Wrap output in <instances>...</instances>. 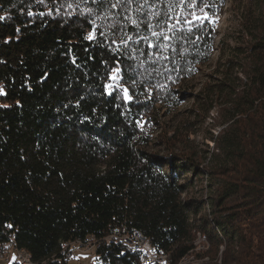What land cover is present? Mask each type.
Returning a JSON list of instances; mask_svg holds the SVG:
<instances>
[{"label": "trees", "instance_id": "16d2710c", "mask_svg": "<svg viewBox=\"0 0 264 264\" xmlns=\"http://www.w3.org/2000/svg\"><path fill=\"white\" fill-rule=\"evenodd\" d=\"M226 2L236 34L216 41ZM0 16V244L60 264L91 239L95 264H143L120 239L138 231L181 264L200 230L224 245L208 264H264V0H0ZM216 49L225 119L205 160L197 120L161 124ZM117 75L130 101L108 95ZM198 176L206 198L187 195Z\"/></svg>", "mask_w": 264, "mask_h": 264}, {"label": "rangeland", "instance_id": "374dc122", "mask_svg": "<svg viewBox=\"0 0 264 264\" xmlns=\"http://www.w3.org/2000/svg\"><path fill=\"white\" fill-rule=\"evenodd\" d=\"M225 9L222 16L215 20L216 26L213 28L217 30L216 41L224 40L227 34H236L233 32V22L230 19L229 5L228 2L225 3ZM230 26V27H229ZM230 44L234 41L229 39ZM217 49L213 52L210 61L200 69V74L195 80L191 82L190 87L187 88V95L183 99V103L180 105V115L175 121L165 120L161 126H164V130L171 125H175L178 120L181 121H193L188 130V135L186 138L188 140V146L190 150L197 153L199 156L205 157L208 160L210 155L213 153V142L210 140V136H215L219 129L222 127L221 124L225 119L224 107L218 105L222 103L223 99H217L213 97L211 99V92L208 91L209 85L217 82V80L224 79L225 66L223 64L224 57L217 58ZM220 57V56H219ZM231 79L237 83L242 78L241 73L237 69H233L231 72ZM216 100V102H215ZM212 107L208 109L210 106ZM189 117L190 114H196ZM164 133V131H162ZM166 133V132H165ZM167 134L170 133L167 131ZM190 173H186L185 178H189ZM206 183V177H196L194 178L190 190L187 195H195L198 198H206L205 194H208V190L204 189L201 193L199 188L204 187ZM202 195V196H201ZM207 205L204 206L206 208ZM67 250L65 254H69V257L64 256L60 264H95V242L93 240H88L87 242L81 243H71L69 246H65ZM12 249V250H11ZM224 245H220L218 248L213 247L210 240L205 236L202 231H197L195 233L194 249L183 259L181 264H208L211 263L210 252L214 251L216 257L220 260L223 255ZM11 253V255H9ZM14 249L8 248L7 252L1 253V259H8V257H13ZM8 256V257H7ZM16 256V255H14ZM161 257H165L160 254ZM165 259V258H164ZM13 259L10 260V264ZM16 263V262H14ZM29 263V260L26 261Z\"/></svg>", "mask_w": 264, "mask_h": 264}, {"label": "built area", "instance_id": "2783aa9c", "mask_svg": "<svg viewBox=\"0 0 264 264\" xmlns=\"http://www.w3.org/2000/svg\"><path fill=\"white\" fill-rule=\"evenodd\" d=\"M214 27L216 26V22H213ZM12 239V238H11ZM10 241L0 244V264H10L11 257L8 259H1V252H5L6 246H14V244ZM120 239L124 240V242L139 252L140 260L143 264L147 263H157L164 262L165 259L160 256V254H156L153 248L150 246L147 240H141V235L137 232H133L131 236H121ZM14 255H18V263L16 264H26V257L21 254L16 247L14 246ZM65 256L69 257V254H65Z\"/></svg>", "mask_w": 264, "mask_h": 264}, {"label": "snow or ice", "instance_id": "6c2138e0", "mask_svg": "<svg viewBox=\"0 0 264 264\" xmlns=\"http://www.w3.org/2000/svg\"><path fill=\"white\" fill-rule=\"evenodd\" d=\"M125 2H131V0H117V4H123ZM115 6L116 5H113V7H115ZM31 14L32 13L30 12L29 15H31ZM206 18H207V15L205 14L204 19H206ZM4 19H5L4 16H0V20H4ZM194 19L198 22V24H202L203 23V19H201L200 17H194ZM132 23L135 25L137 22L135 20H133ZM177 23H179V20L177 21ZM186 23H188V24L191 25L192 24V21H186ZM170 27H172V26H170ZM188 31H192V28L190 27L188 29ZM95 32H96V29H95V27H93V31L88 34V36L86 37V39H89V40L95 39ZM153 35H161V33H153ZM129 39H131V37H129ZM144 39H146V37ZM164 39L165 40H168V39H170V37L165 36ZM113 43H116V41H113ZM120 43H127V42L126 41H121ZM73 62H75V61H73ZM114 71H117L118 72V69L117 70H114ZM119 79H121V77H119V75L114 76V77H112L113 83L110 84V85L109 84H106L105 85V88L106 89H108V88H111L112 89V91H109L108 92V95H112L113 91H115L117 88H120L121 91L124 93V98L126 100H129L130 101L132 99V97L130 95H128V89L125 88V87H122L120 84L116 83V81L119 80ZM0 94H4L3 91H2V89H0Z\"/></svg>", "mask_w": 264, "mask_h": 264}, {"label": "bare ground", "instance_id": "6f19581e", "mask_svg": "<svg viewBox=\"0 0 264 264\" xmlns=\"http://www.w3.org/2000/svg\"><path fill=\"white\" fill-rule=\"evenodd\" d=\"M138 232V231H137ZM110 239V238H109ZM141 240H145V238H143L142 236H141ZM13 248L14 249V246H6V250H5V253L7 252V250H8V248ZM12 250V249H11ZM16 250H18L21 254H23L25 257H26V259L27 260H29V263H30V257H29V255L26 253V252H24L23 250H21V249H18V248H16ZM2 253V252H1ZM4 253V252H3ZM9 255H11V253L9 254ZM164 256V255H163ZM8 257V256H7ZM165 258V257H164ZM163 258V259H164ZM11 259H13V262H16V263H18V255H16V256H14L13 255V257H11ZM165 262V261H164ZM164 262H157L156 264H164ZM147 264H155V263H147Z\"/></svg>", "mask_w": 264, "mask_h": 264}]
</instances>
